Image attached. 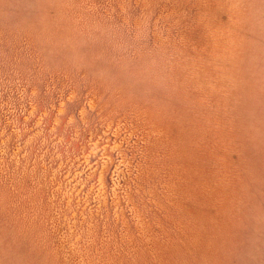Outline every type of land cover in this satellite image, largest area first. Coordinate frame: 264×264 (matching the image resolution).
<instances>
[{
  "label": "rangeland",
  "instance_id": "374dc122",
  "mask_svg": "<svg viewBox=\"0 0 264 264\" xmlns=\"http://www.w3.org/2000/svg\"><path fill=\"white\" fill-rule=\"evenodd\" d=\"M0 264H264V0H0Z\"/></svg>",
  "mask_w": 264,
  "mask_h": 264
}]
</instances>
